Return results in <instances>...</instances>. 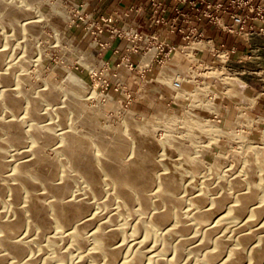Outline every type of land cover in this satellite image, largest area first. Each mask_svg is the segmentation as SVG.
<instances>
[{
  "label": "bare ground",
  "instance_id": "bare-ground-1",
  "mask_svg": "<svg viewBox=\"0 0 264 264\" xmlns=\"http://www.w3.org/2000/svg\"><path fill=\"white\" fill-rule=\"evenodd\" d=\"M22 1L25 4L19 6L7 0H0V22L18 28L22 26V29L26 31L28 36L37 37L39 35L44 40L46 38L49 39L50 36H48L45 29L47 27H52V25L49 22L47 14L40 12V16L34 15L37 14L34 12V0ZM54 4H56L57 8L60 6L59 2H54ZM23 18L27 21L25 24L20 25ZM51 29L54 30L52 34H55L57 41L64 40L63 31L55 27ZM5 50L6 49L0 48V67H2L1 65L5 61ZM155 53V49L148 52L140 68L149 67L150 60L153 59ZM29 54H31V52ZM26 55L28 56V54ZM83 58L89 59L87 56ZM28 60H30V58L24 57L20 63L25 65L28 63ZM18 63L19 62H17L16 65ZM12 65H10V67L12 66L10 69L8 68L6 71L0 73V82L9 84L8 87L4 85L6 88L0 90V112L5 111L3 109L7 108V111L9 110L13 113L12 118H9L8 113H5L8 118L0 116V264H32L34 261L32 251L33 248H35L33 246L37 243H41L43 240H47L48 247L52 249L51 259L57 260L60 264H68L66 260L69 258L68 254H70V249H61L62 245H59V238H65L70 243V248H75L79 252L78 257L74 259L71 264H145L143 258H146L144 257V251L146 249L143 250L141 245L139 246L135 243L136 245L133 246V250L128 256L123 254V250L128 246V242H125V244H127L126 246L123 243L125 239L122 240L124 236H121L123 232L121 230L122 226H120L119 229L114 226L118 224L113 225L116 219L113 220L112 217L109 219L110 216H107L108 218H106L109 220L104 219V221H96L99 212L97 213L94 212L95 210H91V204H93L92 199L107 200L108 206L111 205L113 201H116L118 206L116 208L112 207L111 209L114 208L115 211H113L117 214L126 216L131 215L130 217H132V215H140V217H142L140 220H138L140 217L137 219L135 217L132 218L138 220L136 221L134 219L136 222H133V228H135V232L138 234L145 230L148 233L147 237H150L155 231H159L158 228H161L162 248L159 250L158 254L156 251L157 255L154 254L155 256L149 258L153 263L148 261V264H186L185 262L188 259L184 263H180V259L178 258L185 255L183 253L186 247H189L187 245L189 244L190 238L196 237L195 235H190L191 231L189 230L193 228L190 229L187 220L193 219L194 221H199L196 223L200 225L205 223L208 225L210 221L207 222V220L214 214V224L205 226L206 230L203 233V238L200 241L201 243L196 245L192 244V248L190 247L193 254L195 253L197 257L200 256L199 253L201 252L202 245H206L208 241L211 240L214 228H217L222 220L237 219L238 221L240 219L241 221H238L241 222L239 227L248 225L257 226L262 220L257 221V219L254 218L264 212V191L260 193L258 190L259 187H254L252 183L247 185L245 190L235 191V199L233 200V193L222 188L217 193H213L210 206L207 208L190 206L191 203L189 204V202H191V200L189 201L188 197L187 200L189 201V205H187L184 200L185 198H183L182 195L179 196L178 192L181 189L182 183L180 184L174 171H172L170 167L161 169L160 165L161 162H163V158L159 159L156 152L148 146L147 138L140 137V132L149 138L153 136L147 120L136 118L135 114L130 113L127 109H122L120 104L114 101L109 94H107V96L102 95L98 88H96V84L90 89L88 88V94L83 96V94H81V89L86 87V82L77 73L69 70V74L62 77L59 86H55L51 81L49 82L51 76L48 75L49 79L41 91L38 90V92L36 90L38 93L34 92V94H28L26 91L22 90L24 80H27V83L30 82V80L28 81L25 77L24 73V76L22 75L18 78L20 86L9 88L10 85H13V83H9L14 75V73L12 75V71L14 72L13 67H15L14 63ZM1 69L2 68H0V71ZM15 69L18 71V67ZM42 69V67L39 68V70ZM27 77H29V75ZM26 87H24V89ZM24 97L26 98V104L24 106L26 108H24L25 111H23V113L25 112L24 115L20 117L22 114L19 110L23 107L22 103L25 101L23 100ZM84 98L98 100V103H100L99 110L106 111L105 113H108V108L115 107L122 115V123L114 128L112 127V129L100 127L97 124L99 121L94 120L97 114H95L96 116L88 117L82 112V101ZM45 101L50 102V104L57 102L61 103L57 110H54L56 116L54 118L58 120L60 125L66 122L68 117H72L71 120L73 121V125L70 129L59 134L60 139L58 144L60 145L55 152H61V158H58L59 155L58 157L55 156V153L54 156H52L50 155L51 153L49 154L46 152L47 150H45L55 139L58 140L56 137L58 134L55 135L54 132V127L58 125L56 122L57 125L53 122H44V125L40 123L41 118L43 119L48 116H42L40 112V105ZM96 108L98 109V107ZM41 110L43 112V108H41ZM18 112L21 114L20 116L17 115L19 114ZM99 116L103 117L101 113ZM104 118L106 119V117ZM26 122H28V125H26L28 129L25 128ZM41 122H43V120ZM77 123H82L83 129H76L77 127L75 128L74 125ZM127 133L132 137L129 138ZM109 134L111 137H109ZM161 141L166 143L163 138ZM171 141L180 149L181 156L186 161H195V157H198L196 156L197 154H195V156L192 155L193 149L191 150L192 147L189 143L182 144V142L177 139H171ZM212 141L214 140H211V142ZM8 145H12V147L19 146V148L23 147L21 149H24V146H28V151L24 150L27 151V158L20 159V157L15 155L17 158L12 162L7 154V150L9 152V149H7ZM50 146L52 147V145ZM207 146L209 147L210 145L207 144ZM144 147H146V149H144ZM205 147L206 146H204V148ZM249 150L252 154L259 153L256 147H250ZM22 153L21 155H23ZM203 153H205L204 150ZM235 153L238 152L236 151ZM126 154L130 157H127L128 155L125 157ZM26 155H24V157ZM124 159L127 160L123 162ZM195 164L197 163L195 162ZM212 176L213 174L211 177ZM260 177L264 185V174H261ZM80 180L86 185L83 187L88 190V192L82 194L80 192L79 195L77 194L78 192H76L77 195L70 194L69 192L72 190V184ZM223 180H225V177ZM105 183L111 186L113 190L104 196L105 199H102L104 189H106L104 188ZM205 184L206 180L204 181V185ZM209 186L208 189H210V192L211 190L213 191L214 186ZM239 186L238 180H232L233 189ZM77 188H79V186ZM79 189L81 191V188ZM204 196L205 195L200 194L198 198L204 199ZM199 203H201V201ZM202 205L204 206V204ZM109 212H111V210ZM261 217L263 216L261 215ZM261 223L264 225V222ZM263 225L255 229L252 227L253 231H244L245 233L242 234H240L238 230L239 235L236 238V240L239 241L238 246L231 249L227 248L229 247V241L222 236L223 234L221 235L222 237L211 240L215 244L213 243L214 246L212 245V247L210 242L209 247L212 248H208L203 253H200L202 259H204L206 263L208 262V264H260L264 260V234L257 238L258 242L256 244L254 243V245L251 246V243L253 242L256 232H264ZM123 227L122 229L125 231L126 228L125 226ZM235 228L237 229V227ZM242 229L243 228H241V230ZM157 234L158 233H156V236ZM175 234L180 238L175 245H173L170 239ZM236 235L237 233L235 236ZM154 236L155 235H153V237ZM232 236L234 237V235ZM174 239L173 237V242L175 241ZM192 239L193 241L195 240L194 238ZM197 240L199 239L197 238ZM143 245H145V243ZM155 246L156 245L153 246L154 249ZM226 248L228 251L223 254ZM35 249H37V247ZM40 249L42 250L43 248ZM169 249H172L173 253L171 257L167 259L163 256V252L170 251L171 253L172 251ZM247 249L248 252L246 253ZM187 251L189 252V250ZM43 252L45 253L46 251L44 250ZM193 254L191 255L193 257L192 259L195 257ZM247 254L248 257L246 256ZM243 260L246 261L244 262ZM48 262L49 259L42 264H48Z\"/></svg>",
  "mask_w": 264,
  "mask_h": 264
},
{
  "label": "rangeland",
  "instance_id": "rangeland-1",
  "mask_svg": "<svg viewBox=\"0 0 264 264\" xmlns=\"http://www.w3.org/2000/svg\"><path fill=\"white\" fill-rule=\"evenodd\" d=\"M7 1H9L15 5H19V6L25 4V3H23L22 0H7ZM54 2H55L54 0H34V4H35L34 12L37 13L34 15L40 16V14L43 12V13L47 14V16L49 17V22L52 25V27H50V28L47 27L45 29L48 36H50L49 39L46 38L44 40L39 35H38L39 37L38 36L37 37L36 36H28L26 31L24 29H22L23 28L22 26H20L18 28L16 26H13V25L8 26L6 23L3 24L2 22H0V34H1L0 39H2V40H0V48L6 49L5 50L6 53H5V57H4L5 61L1 65L2 67H0L3 70L1 69L0 73L3 71H6L8 68L10 69L13 66L12 65L13 63L15 66V67H13L14 72L12 71V75H13V73H14V75L12 76V80L9 82L11 84L13 83V85H10L9 88L19 87L20 81H18L19 80L18 78L20 76H22L24 73L25 77L28 79V81L30 80V82L27 83V80L26 81L24 80V83L22 84L23 85L22 90L26 91L28 94L29 93L34 94V92L38 93L39 91H41L44 88L45 83L49 79V76H51V78H52V79L50 78L51 80L49 79V82L51 81V83H53L55 86H59L61 84L62 77L67 76L69 74L68 73L69 70H71L74 73H77L86 82V87L81 89V94H83V96L87 95L89 89L93 85L96 84V88H98L99 92H101L102 95L107 96V94H109L114 99V101H116L120 104L122 109L123 108L127 109L128 111H130V113L135 114L136 118H143V119L147 120L153 136L149 138L145 134L140 132L139 133L140 137L147 138L148 146H150V148L156 152L159 159L163 158V160H162L163 162H161L162 166L160 165V168L164 169V167H167V168L170 167V169L172 171H174V174L176 175L180 184L182 183L181 189L178 192L179 196L182 195V197L185 198L184 200H185L187 205H189L191 203L190 206H192V207H201V208L206 207L207 208L210 206V202H211V198H212L211 196H213V193H217L222 188L228 190L230 193H233L232 200L235 199V197H234L235 191L242 190V189L245 190V187H247V185H249L251 183L253 184L254 187H256V188L259 187L258 190L260 193L264 191V185L262 184V179L260 177L261 174H264V96L262 97V101L260 102V104L255 107V110L260 112V114H262V116H263L262 122H260V124L258 126L259 128L255 127L256 126L255 121L252 120L251 117H249V118L242 117L241 113L238 112V110L235 107H233V103L236 105L238 104L239 106L241 104H244V103H247L250 105H253L255 103L256 94L253 93L251 96L252 99L251 100L249 99V101H247L246 97L250 94L251 91H250L249 87L246 88V90L244 89V87H246L245 83H248L249 81H251L255 78V75L252 74L251 71L264 69V35L256 36L251 43L253 52H255V59L249 60L244 65L234 63L233 67L236 68L240 72V74L233 76V78L231 80H226L225 81L226 83H219L218 84L219 97L216 99V101L209 100L208 95L205 93V91H202V90L201 91H194L189 87V85H187V88H186V89L190 90L189 92L179 93V95H177V96H175V91L173 89H169L167 94L164 93L163 96H160L158 94H156L154 96H149L150 94L147 93L146 91L143 92V90L141 92H139L138 95L137 94L134 95L133 92H132V94H130L128 89L131 90L134 87H129L128 89H126V88L123 89V92H120V94H121L120 95V94L112 91V89L110 87H107V89H106L105 84H103L104 89L101 88V86H100L101 81L99 80V77H95L94 73H93L94 71H92L93 70L92 68L94 66H95V68H97L99 66V63H96V60L93 57H91V54H89L88 51H85L84 49L79 48L77 42L73 41L74 39L71 37V34H67L65 26L61 25L59 23V21L61 19L64 20V18L61 16V11H59V7L57 8L56 4H54ZM68 8H70V7L68 6ZM29 16H31V15H29ZM29 16H26V17H29ZM23 19L21 20L20 25L26 23L27 20L25 18H23ZM54 27L56 29H60L61 31L64 32V40L57 41L55 34H52V33H54V30L51 28H54ZM72 27H74V26H72ZM69 46H70V48H69ZM8 50H10V51H8ZM7 52H8V54H7ZM30 52H31V54H29ZM26 54H28V56ZM82 54L85 56H83ZM81 55L83 57L87 56L89 59H87V58L84 59ZM24 57L30 58V60H28V63L25 65L20 63L22 58H24ZM174 57H175V55H174ZM31 58H33V59H31ZM31 60H33V61H31ZM17 62H19L21 65L19 63L16 65ZM10 65H12V66L10 67ZM16 66L18 67V71H17V69H15V68H17ZM20 66L23 68H21ZM40 67H42L43 69L39 70ZM39 71L41 74L39 73ZM89 71H92V73H89ZM26 72H27V74H26ZM109 74H110V71L108 69V70H106V74L102 78L108 79ZM28 75L30 78L27 77ZM30 83H31V85H30ZM0 84H1L0 90L6 88L4 85H6L7 87L9 85V84L1 83V82H0ZM140 85L141 86H138V88L143 89L142 83ZM24 87H26V88L24 89ZM34 88H36V89H34ZM36 90L37 91L39 90V91L37 92ZM191 91H193V92H191ZM23 100H25V101H23V103H22V106H23L21 108L22 110L21 109L19 110V112H21L22 115L19 112H18L19 114H17L18 116L21 115L20 117H22L24 115L25 112L23 113V111H25L24 108H26V107H24L26 104L25 103L26 98L24 97ZM232 101H233V103H232ZM98 102H99L98 100L96 101L93 98L92 99L84 98V100L82 101V104H83L82 108L85 109L86 111L82 109V112L85 113L86 116H88V117L96 116L95 114H97V116L95 117L94 120L99 121V122H97V124L104 129H108V128L112 129V127L114 128L115 126L120 125L122 123L121 122V120H123L122 115H121V113H119L117 111V109L115 107L108 108L109 109V110H107L108 113H105L106 111L104 112V111L99 110V104L100 103H98ZM57 103L50 104V102H48V101L42 102V104H44L45 106L42 104L40 105L41 106L40 107L41 115L42 116L48 115V116L44 117L43 119L41 118L40 123L42 125H44L45 123H48V122H53L55 125L58 124L56 127H54L55 135L58 134L56 136L58 138V140L55 139L56 141L54 140L52 142V144H49L46 147L47 149H45V150H47L46 151L47 153H49V154L51 153L50 155L54 156V153H55L56 154L55 156L58 157V155H59L58 158H61V152H58V151L55 152L57 147L60 145V144H58V141L60 139L59 134H61L64 131L69 130L70 127L73 125L72 124L73 121L71 120L72 117L71 118L68 117L67 121L68 120L69 121L68 122L66 121L67 123L66 122L61 123V125H60V123H58V120L56 118H54V117H56L54 110H57L58 106H60L61 103L60 102H57ZM226 104L231 106L230 110L225 108ZM95 106L98 107V109ZM41 108H43V112H42ZM111 109H113V110H111ZM3 110H5V111H3ZM3 110H2L3 112H0L1 117L5 116L4 118H8L6 116L7 114H5V113H8L9 118H12L13 113H11L9 110L7 111V108L3 109ZM97 111L98 112L101 111V112L98 113ZM49 112H51V113H49ZM100 113H101V116H103V117L99 116ZM104 113H105V115H104ZM10 115H11V117H10ZM215 115H217L219 119L216 118ZM98 116H99V118H98ZM219 116H221V117H219ZM104 117H106L107 120ZM42 120H43V122H41ZM44 120H46V121H44ZM118 122H119V124H118ZM27 123L28 122L25 123V128L28 129V126L26 127V125H28ZM80 124H82V123H77L76 125H74L75 128L77 127L76 129H78V128L83 129V124L82 125H80ZM110 126H111V128H110ZM57 131H58V133H57ZM127 134H128L129 138L132 137L129 133H127ZM109 137H111L110 134H109ZM162 138L164 139V141H166V143L161 141ZM171 139L180 140L182 142V144L189 143L192 147L191 150L193 149L192 152L194 154L192 153V155L195 156V154H197L196 156H198V157H195V161H191V160L186 161L181 156L180 149L174 143H172ZM211 140H214V141L211 142ZM207 144L210 146L208 147ZM50 145H52V147ZM10 146H11V148H10ZM204 146H206V147L204 148ZM17 147L19 148V146H13V147H12V145L7 146V149H9V152L7 150L8 158L10 160H12V162L17 157H20V159H26L27 158L28 154L26 152L28 151L27 149H29V147L24 146L25 147L24 149H21V148H23V147H21V148H19V150ZM250 147H256V149L259 151V153L258 154H256V153L252 154L251 152H249ZM51 148L54 150H52ZM144 149H146V147H144ZM24 150H27V151H24ZM49 150H50V152H49ZM203 150L205 153H203ZM208 150H209V152H208ZM22 151H23V153H22ZM211 151H213V152H211ZM231 151H232V153H231ZM236 151L238 153H235ZM198 152H201V153H198ZM21 153L23 155H21ZM128 154H126L125 157ZM229 154L230 155L232 154V155L230 156ZM15 155H17V157ZM24 155H26V156L24 157ZM129 155L127 157L131 156V155L130 156ZM161 155H164V156H161ZM196 159L198 162L196 161ZM126 160L127 159H124L123 162H125ZM195 162L201 166L195 164ZM233 162L235 163V165ZM211 170H212V172H211ZM214 171H215V173L217 171L218 174L216 173L217 174L216 175L214 173ZM212 174H213V176L211 177ZM223 176L225 177V180H223L224 179ZM208 178H209V180H208ZM205 180H206V184L204 185ZM232 180H238L240 186L237 187L236 189H233L232 188ZM220 182H222V183H220ZM78 184H81V185H78ZM224 184H225V186H224ZM84 185L85 184L81 180L79 182H74V184H72V186H71L72 190H70L71 192H69V193L74 194V195H77V194L79 195L80 192H81V194L87 193L88 190H86L83 187ZM209 185L214 186V189H213L214 192L212 190L210 192V189H208L210 187ZM78 186H79V188H81V191L79 188H77ZM216 186H217V188H216ZM104 188H106V189H104V195H103L102 199H105L104 196L113 190L112 187L107 185L106 183L104 184ZM189 189H190V191H189ZM216 189H218V190H216ZM76 192H78V193L76 194ZM200 194L205 195L204 199L198 198V196ZM187 197H188L189 201L191 200V202H189L187 200ZM192 200L194 201L195 204L193 203ZM200 201L202 204H204V206L201 203H199ZM92 202L95 206L93 204H91V210H93V211L95 210L94 212H97V213L99 212L98 213L99 216L96 219V221L100 222V221H104V219L109 220L112 217L113 220L116 219V220H114L115 222L113 221L114 222L113 225L118 224L117 226L114 225L116 228L117 227L119 228L120 226H122V227L125 226L126 232L121 227V230L123 231L121 233V236L122 237L124 236L122 238V240L125 239L123 241V243L125 244V242L126 243L128 242L127 243L128 246H126L127 244H125L126 247L123 250V254L125 256H128L132 252L134 245H136V244L139 246L141 245L143 250L146 249L144 251V253H145L144 257H146V258H143L145 264H148V261L150 263H153V261H150L149 258L157 255L159 253V250L162 248L161 245L163 244L162 239H161V237H162L161 228H158L159 231L158 230L155 231V233L152 234L150 237L149 236L147 237L148 233L145 230H143V232H139V234H138L135 232V228H133V224H134L133 222H136V221L142 219V217H140V215H132V217H130L131 215L126 216V215H121V214L115 213L114 208H116L118 206L116 201H113L111 203V205H109L110 207L108 206L107 200L103 201V200H98V199L97 200L92 199ZM188 202H189V204H188ZM198 203H199V205H198ZM112 207H114V208L111 209ZM100 209H102V210L107 209V210L102 211ZM110 210H111V212H109ZM108 213H109V215H108ZM263 214H264V212L261 213V215L263 217H261V215L258 216L259 218L253 217L254 219H257V221L262 219L257 226L248 225V226L239 227L241 222H238V221H241L240 219L238 221H237V219H227L228 222L226 220H222L218 224V227L214 228L212 235H211L212 236L211 240H214L218 237L223 236L227 239V241H229L230 245L228 244V246H229V247H227L228 249L237 247L238 242H239L238 240H236V238L239 235L238 233L240 232V234H242L245 232H250L252 230V227H253V229H255L259 226H262L263 224L261 222H264V215ZM107 216L108 217L110 216V218L107 219L108 218ZM136 216H138V217H136ZM133 217H135L136 219L139 217L140 218L138 220H136L134 218L136 220L135 221L134 219H132ZM213 217H214V214H212L210 216L209 220H207V222L210 221L208 223V225L214 224ZM117 219H118V221H117ZM190 220L189 221L187 220V223L190 226V229L193 228L192 230H189V231H191L190 235H195L199 240H197L196 237H192L194 239L196 238L194 240L195 241V243H194L193 239L190 238V240L191 239L192 240L191 241L189 240V244L187 245L189 247H186V249L188 248L187 250H189V252L185 249V251L183 253L185 255L182 254L183 256H180L178 259H180L179 260L180 263H184L188 259L189 261L187 260L185 262L186 264H191V263L195 264L196 262H197L196 264H199V262H200V264H208V262L206 263V261L204 259H202V256L200 253L201 252L203 253L208 248H212L215 244L213 241H211V240L208 241V243H207L208 245L207 244L202 245L201 252L199 253L201 258H200V256L197 257V255L195 253L193 254V252L190 249V247L192 248L193 245L201 243L200 241L203 238V233L206 230L205 226L207 225V223L200 225L199 223H196L199 221H197V220L194 221L192 219L191 220L192 222H191ZM121 221H123V222H121ZM223 221L225 222V224ZM236 223L237 224L239 223V224L237 225ZM197 227H198V229H197ZM235 227H237V229ZM241 228H243L244 230L243 229L241 230ZM263 229H264V227H263ZM216 230L217 231L219 230V231L217 232ZM238 230H239V232H238ZM259 230H261V229H259ZM235 232L237 233L236 236H235V234H236ZM156 233H158L160 237L158 236V234L156 236ZM263 234H264V232H256V234L254 235V238H253V242L251 243V246H253L254 243L256 244L258 242L257 238ZM153 235H155L156 237L154 236L155 237L154 238ZM232 235H234V237ZM230 236H231V238H230ZM157 237H159V238H157ZM173 237L175 238L174 242H173ZM173 237H171L170 241L173 245H175V243L178 241V239L180 237L177 234H175ZM59 240H60L59 245L64 246V247L61 246V249L68 248L71 250V251L69 250L70 254H68L70 259L67 258L68 260H66V262H68V264H71L72 261L78 257L79 252L75 248L71 249L70 245H69L70 243L65 238L64 239L59 238ZM122 240H121V242H122ZM255 240H256V242H255ZM146 241H148V242H146ZM144 243H145V245H143ZM209 243L211 246L212 245L213 246L209 247ZM154 245L157 246V247L155 246V249L153 247ZM151 246H152V249H151ZM33 247H35V248L37 247V249L33 248L34 252L32 251V254H33L35 262L33 261L32 264H35L36 262H37L36 264H42L44 261H47V259H49L48 264H60V262H58L57 260L51 259L52 249H51V247H48L47 240H43L41 243H37ZM130 247H131V249H130ZM40 248H43V249L41 250ZM48 248H50L51 250ZM227 248L225 249L223 254L227 253V251H228ZM202 249H205V250H202ZM39 250H40V252H39ZM44 250L46 251L45 253L43 252ZM151 250H155V251H151ZM169 250H171L172 252L170 253ZM169 250H168L169 252H163V256H165V258H167V259L170 258L171 254L173 253L172 249H169ZM149 251H151V252H149ZM156 251H157V254H156ZM247 252H248V249H247L246 253ZM189 253H190V255H189ZM192 254L195 256L194 259H192L193 258L191 256ZM74 256H76V257H74ZM246 256L248 257V254ZM183 259H184V261H183ZM243 261L245 262L246 260H243ZM263 263H264V260L260 264H263ZM26 264H29V263H26Z\"/></svg>",
  "mask_w": 264,
  "mask_h": 264
},
{
  "label": "built area",
  "instance_id": "built-area-1",
  "mask_svg": "<svg viewBox=\"0 0 264 264\" xmlns=\"http://www.w3.org/2000/svg\"><path fill=\"white\" fill-rule=\"evenodd\" d=\"M54 1L60 3L61 16L71 27L78 25L79 19L84 21L91 18V14H86L84 7L81 9L68 8L71 0ZM147 1L152 10L148 21L144 25H138L139 29H148L152 25H157L168 28V32H175L177 27H182L179 32L182 34L184 43L172 44L167 40H160L157 31L149 35H143L142 30L130 27L120 29L116 27L114 31L120 36L124 35L133 40H145L148 43L146 49L140 48L139 45H134L132 48L135 52L141 50L143 60L146 54L153 49L156 50L155 55L157 56L165 51L166 60L173 62L174 74L171 86L175 91V96L189 92L190 90L186 89L189 85L194 91H205L209 100L216 101L219 97L218 84L226 83V80H231L233 76L240 74L233 64L244 65L249 60L255 59L251 43L256 36L264 35V0ZM129 9L134 11L135 6ZM120 10L123 9H117L114 16L106 17L103 21L108 23L115 21L120 16ZM206 25L232 35L236 38L235 43L231 46L215 44L214 39L205 34ZM96 32L100 34L103 29L99 27ZM203 52H208L212 58L206 59ZM176 54L182 55V58L186 60L185 66L171 58ZM92 69L94 76L99 77L101 81V88L104 89L103 84H105L107 89L109 81L102 78L108 70L107 63H100L97 68L94 66ZM251 73L255 75V78L245 83L244 89L249 87L251 91L246 97L247 101L252 99L253 93L256 94L255 103L253 105L244 103L240 106L234 104L233 101L232 103L242 117H251L255 121V127L259 128L263 116L255 110V107L260 104L264 96V69L254 70ZM225 108L230 110L231 106L226 104ZM215 116L218 118L217 115Z\"/></svg>",
  "mask_w": 264,
  "mask_h": 264
},
{
  "label": "crops",
  "instance_id": "crops-1",
  "mask_svg": "<svg viewBox=\"0 0 264 264\" xmlns=\"http://www.w3.org/2000/svg\"><path fill=\"white\" fill-rule=\"evenodd\" d=\"M135 6L134 11H130L131 6ZM71 9H81L84 7L86 14H91V18L82 21L78 20L74 27L67 25L65 20H60L59 23L65 26L67 34H71L73 41L77 42L79 48L88 51L96 60V63H107L110 74L108 81L112 91L120 94L123 89H128L130 94L138 95L143 90L149 93V96L156 94L163 96L167 94L169 89H172L171 80L174 71L172 69V60L167 61L166 55L162 52L159 56H153L150 60V66L140 68L143 61L141 50L135 52L132 48L134 45H139L140 48L146 49L148 43L143 39L133 40L118 35L114 29L117 28H133L142 30L143 35L152 34L157 31L160 40H167L172 44L184 43L182 34L177 27L175 32H168V28L152 25L148 29H139V24L144 25L149 19L152 10L147 0H71L69 3ZM138 8L140 10H138ZM120 10V16L113 22H104V18L114 16L115 11ZM127 11V12H126ZM101 27L103 32L98 34L96 31ZM205 34L207 37L214 39L215 44L231 46L235 43L236 38L226 34L216 27L209 25L205 26ZM206 59H211L212 56L208 52H203ZM176 62H180L182 66L186 65V60L182 55L176 54L171 57ZM167 67V68H165ZM87 68V67H86ZM91 73V71H89ZM143 89H139L141 86ZM122 85V86H121ZM121 95V94H120ZM155 98V97H154Z\"/></svg>",
  "mask_w": 264,
  "mask_h": 264
}]
</instances>
